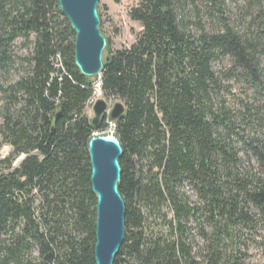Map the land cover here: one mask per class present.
Listing matches in <instances>:
<instances>
[{"label": "trees", "instance_id": "trees-1", "mask_svg": "<svg viewBox=\"0 0 264 264\" xmlns=\"http://www.w3.org/2000/svg\"><path fill=\"white\" fill-rule=\"evenodd\" d=\"M129 17L142 31L120 51L104 36L98 81L125 106L114 264H247L244 233L264 226L263 0H138ZM74 39L58 0H0V264H95L87 144L107 125L85 114L98 77ZM230 81L251 93L239 109Z\"/></svg>", "mask_w": 264, "mask_h": 264}, {"label": "water", "instance_id": "water-1", "mask_svg": "<svg viewBox=\"0 0 264 264\" xmlns=\"http://www.w3.org/2000/svg\"><path fill=\"white\" fill-rule=\"evenodd\" d=\"M99 0H58L62 15L75 34L74 63L82 76L100 77L106 39L100 31ZM108 61V59H105ZM90 125L96 128L107 114V104L97 100L92 107ZM125 113V106L116 103L108 113L114 122ZM90 162L91 192L95 207V264H114L125 235V205L118 191L122 147L113 133L93 134L87 144Z\"/></svg>", "mask_w": 264, "mask_h": 264}, {"label": "rangeland", "instance_id": "rangeland-1", "mask_svg": "<svg viewBox=\"0 0 264 264\" xmlns=\"http://www.w3.org/2000/svg\"><path fill=\"white\" fill-rule=\"evenodd\" d=\"M138 3V0H99L98 1V10L102 16V34L110 39L112 43L111 49L113 51H120L123 49H128L141 33L142 29L140 25L134 21H132L129 17V12L132 8H134ZM239 4H235L232 1H227L230 9L235 12V7H242L243 4L238 2ZM264 6V0H263ZM14 52L19 57H25L27 55L26 49L20 44V42L16 43ZM105 53L103 54L104 60ZM230 66L228 59L222 60L220 63H215L213 65V69L215 72H220L227 70ZM13 79L15 76L13 75ZM99 81V78L96 80ZM95 83V82H94ZM228 84L232 87L231 95L227 97L229 104L233 106L235 109H239L241 102H247L251 96V93L246 89L245 85H241L240 83H234L232 81L228 82ZM99 85V82H98ZM93 97L88 102L85 114L88 120L93 118L92 107L93 104L97 100H104L107 104V114L105 125H107L106 133L114 134V124L108 120V113L111 111L113 106L116 103H122L121 100L114 98H105L100 92L98 96L96 95V88L93 85ZM2 105V100L0 97V106ZM1 123V118H0ZM98 134V133H95ZM11 150L8 146L2 144L0 137V159L6 158L10 154ZM22 158L19 159L21 161ZM16 163V165L19 164ZM189 195L192 197L191 192ZM244 238L246 241L247 247V264H264V226L260 225L256 232L252 234H248V232L244 233ZM199 245H202V241L199 237H196Z\"/></svg>", "mask_w": 264, "mask_h": 264}, {"label": "bare ground", "instance_id": "bare-ground-1", "mask_svg": "<svg viewBox=\"0 0 264 264\" xmlns=\"http://www.w3.org/2000/svg\"><path fill=\"white\" fill-rule=\"evenodd\" d=\"M95 88H96V95L98 96V94L100 93L98 82L95 83Z\"/></svg>", "mask_w": 264, "mask_h": 264}]
</instances>
